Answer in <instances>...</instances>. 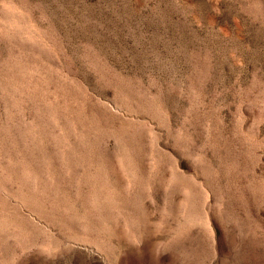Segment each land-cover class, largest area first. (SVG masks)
<instances>
[{
  "label": "rangeland",
  "instance_id": "rangeland-1",
  "mask_svg": "<svg viewBox=\"0 0 264 264\" xmlns=\"http://www.w3.org/2000/svg\"><path fill=\"white\" fill-rule=\"evenodd\" d=\"M0 264H264V0H0Z\"/></svg>",
  "mask_w": 264,
  "mask_h": 264
}]
</instances>
